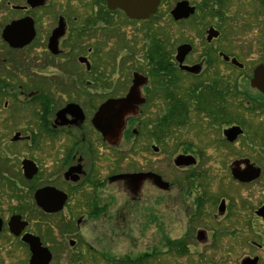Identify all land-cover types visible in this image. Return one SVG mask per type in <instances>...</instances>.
I'll list each match as a JSON object with an SVG mask.
<instances>
[{"label": "flooded vegetation", "instance_id": "flooded-vegetation-1", "mask_svg": "<svg viewBox=\"0 0 264 264\" xmlns=\"http://www.w3.org/2000/svg\"><path fill=\"white\" fill-rule=\"evenodd\" d=\"M182 2L194 12L176 21L172 11ZM166 19L175 27L188 25L181 43L172 30L164 31ZM12 24L15 47L3 37ZM185 45L190 51L180 62L178 51ZM0 53V92L6 93L0 94V113H13L9 127L14 131L10 140L0 136V264H30L34 253L28 237L51 256L49 264H151L165 255L154 251L120 258L114 241L119 236L114 228L131 221L148 218L149 224H158L156 211L145 208L147 189L160 194L153 201L159 206L161 193L174 185L178 198L187 199L194 197L190 186H195L200 193L188 224L193 216L196 223L204 221L206 205L219 202V220L210 222L214 241L225 228L243 224L255 234L264 224L257 214L264 203L253 207L246 221V212L236 205L240 200L246 210L251 204L236 199L239 190L264 179V94L251 85L264 64V0H160L146 19L132 18L107 0H0ZM103 54L106 62H117L116 70L123 59L128 75L99 76ZM153 60L165 65L158 76L148 68ZM48 69L67 77L59 81ZM136 74L147 79L140 88L143 103L127 118L120 141L109 142L93 119L104 103L129 94ZM17 82L18 88L9 86ZM59 85L61 92H50ZM70 106L75 109L58 118ZM206 129L221 132L216 147L225 152L222 162L235 158L224 175L230 183L221 186L219 198L207 196L209 178L196 171L204 153L192 144H181L173 157L174 169L187 174L185 180L165 181L161 171V145L178 131L201 137ZM232 131L241 133L229 135ZM25 161L35 172L31 178ZM253 169L260 170L254 180L233 175ZM131 175L147 177L137 184L126 178ZM148 175L160 177L168 189ZM179 240L187 243V237ZM196 240L206 242V232L199 231ZM168 242L167 256H178ZM251 245L264 252L263 246ZM252 255L245 258H259L260 264L261 258Z\"/></svg>", "mask_w": 264, "mask_h": 264}, {"label": "rangeland", "instance_id": "rangeland-1", "mask_svg": "<svg viewBox=\"0 0 264 264\" xmlns=\"http://www.w3.org/2000/svg\"><path fill=\"white\" fill-rule=\"evenodd\" d=\"M162 25L164 26V31L166 29L172 30V35L175 36V38L178 35L179 43L183 41L181 35L185 29H188V25L175 27L172 24V21L168 19L163 20ZM0 57H2L1 53ZM100 57V67H98V71H100L99 76L117 78L126 77L128 75L129 70L124 66L123 59L118 64L119 70H116V61V64H114L115 62L108 63L105 61L104 54ZM47 72L54 78H59V81L63 77H67V75L65 76L64 72L60 70L48 69ZM22 80H25V77L22 78ZM65 81L68 84V81ZM18 85L19 83L17 82L14 87L18 88ZM60 86L61 85H59V87H53L50 92H61ZM62 86H64V84ZM12 115L13 113L8 112H6V114L2 112L0 113V125L2 126L0 127V136L3 137L2 140H10L13 136L14 131L11 133L12 129L9 127L11 126L10 122L13 119ZM246 124L249 126L248 124H250V121L248 120ZM5 126L8 130L5 129ZM246 128L250 134L251 128ZM207 130L208 132H206ZM206 131L201 137L195 132L189 130L178 131V134L173 136L167 145H161V171L164 180L168 182H175V180L181 182L182 179L187 177V174L181 175L174 169L173 157L181 152L179 150L181 144H192L195 146L196 151L202 150L204 153L203 157H201L200 163L196 167V171L198 173H204L209 178L208 182H210L205 189V192L207 196L213 195L214 198H219L222 196L221 192L224 190L221 186L223 185L224 187H227V184L230 183L228 180L229 176L227 175L224 178V175L229 166L228 164H230L235 158L232 159V156H230L231 160H226V164H224L222 159L224 158L225 152L216 147L217 144L219 146V138L221 136L220 130L206 129ZM208 142L213 145L209 146ZM190 188L192 192H194V197L196 198L200 192L198 193L196 187L193 185L190 186ZM178 194V187L174 185L170 192L161 193V201L158 204L159 206H157L153 201L160 194L150 192L149 189L146 190L147 202L145 208L146 210L156 211V213L153 214H156L158 224L156 226L153 222L152 224H149V219L146 218L141 221L138 219L136 222L131 221L129 226L121 227L120 229L114 228V233L119 230V236L116 237L117 235H114L116 237L114 241H116L115 253L119 255L120 258L137 256L144 253L149 254L156 251L158 254H160L159 252H162L165 256L157 258V260H152L151 264H241L246 256H253L252 254H256L261 258L260 264H264V252H258L251 245L252 242L260 245L264 243V224L256 227L255 234L241 224L233 228L236 230V235L230 236V229L228 233L224 230V235L214 241L212 238L213 228L210 227V222L219 220L218 218H215L219 202L214 206L212 203L206 205L205 212L203 213L204 221L196 223L198 220H195L193 216L188 224L187 214L191 212L196 213L193 202L195 198L192 196L188 199L185 197L178 198ZM240 198L247 199L249 204H251L246 210L241 208L239 203ZM236 199L239 200L236 205H238L243 212H246L243 214L245 219H242V221H246V214L250 212L253 207H259L264 203V179L259 181V184L255 187L240 189L239 195ZM154 207H157L156 210L151 209ZM122 230L126 234L124 237H122ZM199 231L206 232V242H199L196 240V234ZM182 237H187L189 253L184 257H178L174 254L167 256V250L165 248L166 241H175ZM59 264L68 263L63 260L59 261ZM82 264H90V261H83Z\"/></svg>", "mask_w": 264, "mask_h": 264}, {"label": "water", "instance_id": "water-1", "mask_svg": "<svg viewBox=\"0 0 264 264\" xmlns=\"http://www.w3.org/2000/svg\"><path fill=\"white\" fill-rule=\"evenodd\" d=\"M107 2L110 7L121 8L132 18L146 19L156 11L160 0H107ZM193 12L194 9L189 7L187 2H182L179 3L172 11V15L176 21H179L182 19H187ZM15 27L16 25L14 24L8 26L3 34L4 39H6V41H8V43H10V45L14 47L15 43L13 42V31ZM189 51L190 47L188 45L179 48L178 59L180 60V62L183 61L184 57ZM134 77L135 81L129 94L123 99L109 100L104 103L93 119V124L95 125L96 129L103 135L104 139L108 140L109 142L117 143L120 141L127 118L136 115L138 105L140 103H143L140 95V88L147 83V79L138 74H136ZM251 85L253 87H256L264 94V64L256 69ZM71 109H75V107L70 106L67 109L59 112L58 118H63ZM81 119H83V116L81 117ZM240 133L241 131H238V133L232 131L229 133V135L236 136ZM24 165L26 176L28 178H31L35 172L31 171L30 166L28 165V161H25ZM233 175L235 178H238L243 182H247L258 178L260 175V170L253 169L250 171V174L246 175L238 174L237 171H234ZM143 176L146 175H131L126 178H130L137 184H141L142 179L144 178ZM148 176L153 177L155 185L159 186L162 189H168V185L163 183L160 177L151 175ZM223 210L224 207L222 205L220 206L219 211L221 212ZM257 214L264 220V206L257 212ZM28 238L29 239H27V241L29 244H32L34 253V257L31 259L30 264H49L51 256L49 254H42L43 251L39 248L36 249L33 242H31L32 237ZM200 239L205 241L204 235L200 234ZM254 245L259 246L257 244ZM242 264H259V258H245L242 261Z\"/></svg>", "mask_w": 264, "mask_h": 264}, {"label": "trees", "instance_id": "trees-1", "mask_svg": "<svg viewBox=\"0 0 264 264\" xmlns=\"http://www.w3.org/2000/svg\"><path fill=\"white\" fill-rule=\"evenodd\" d=\"M170 43V42H169ZM155 45V44H154ZM148 68L150 69V74L151 76H158L160 75V73H162L164 70H165V65L162 64L161 66L160 65H157L156 64V61L153 60L151 62H148ZM10 87H14V85H9ZM24 87H27V85H23ZM1 87V86H0ZM3 93V92H0V94ZM6 94V93H3V95ZM0 97H2V95H0ZM173 117L172 114H170V119ZM167 135H169V133L167 132H163V137H167ZM223 230H226L227 233L229 232V228H225ZM225 231V232H226ZM236 230L235 229H230V235H236ZM263 247H264V243L261 244ZM167 247L171 250V253L174 252L176 253L178 256H185L187 255V253L189 252L188 250V245L185 241H182V240H177V241H169L167 243ZM144 260L141 261V263L143 262ZM129 264H134L133 262H129Z\"/></svg>", "mask_w": 264, "mask_h": 264}]
</instances>
